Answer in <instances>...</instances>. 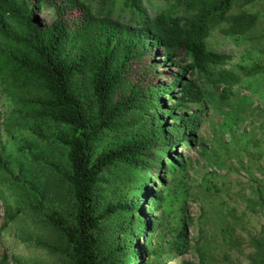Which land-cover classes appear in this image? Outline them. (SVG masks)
<instances>
[{"label":"trees","instance_id":"trees-1","mask_svg":"<svg viewBox=\"0 0 264 264\" xmlns=\"http://www.w3.org/2000/svg\"><path fill=\"white\" fill-rule=\"evenodd\" d=\"M255 1L0 0V80L24 88V102L35 105L33 116L64 130L54 141L65 149L67 170L57 171L73 203L71 218L46 212L47 223L63 244L40 241L39 246L62 254L71 264H113V254L125 252L124 264L139 263L137 239L148 243L162 225L159 221L151 227L155 218L143 217L144 209L161 210L164 200L156 185L163 178L148 171L154 165L158 174L183 171L184 160L174 147L195 144L198 114H175L173 108L180 111L188 102L236 95L231 88L239 77L231 68L219 70L231 55L212 49L209 39L216 31L239 43L259 19L257 12L245 9ZM47 7L54 16L41 26L34 13ZM74 9L75 17L66 15ZM155 52L163 62L153 60ZM164 60L180 63L166 83L157 79ZM236 66L248 76L264 70L259 64ZM186 71L195 78H185ZM201 79L214 89L221 85L216 96ZM172 87L178 96H172ZM164 96L172 100L170 106H165ZM166 116L176 122L169 124ZM106 136L114 137L96 151ZM110 168L118 171L117 181L131 179V187L97 211L96 193ZM253 190L256 198L244 197L250 207L261 199L264 184ZM37 207L43 210L41 204ZM4 213L1 227L15 215L8 206ZM132 214L135 238L100 254L103 225L116 218L128 222ZM184 226L182 221L178 245L165 254L156 246L155 256L185 250ZM249 245V264H264V226Z\"/></svg>","mask_w":264,"mask_h":264},{"label":"rangeland","instance_id":"rangeland-1","mask_svg":"<svg viewBox=\"0 0 264 264\" xmlns=\"http://www.w3.org/2000/svg\"><path fill=\"white\" fill-rule=\"evenodd\" d=\"M245 9L257 12L259 19L239 43L216 31L209 39L212 49L231 55L219 70L231 68L233 76L239 77L231 88L237 91L236 95L223 101L188 102L187 108L180 111L173 108L175 114H198L195 144L174 147L175 154L184 160L183 171L158 174L157 165L148 171L151 177L163 178L162 184L159 180L154 184L164 200L161 210L144 209L143 217L155 218L151 227H157L159 221L162 225L152 233L148 243L137 239L141 255L138 264H249V239L257 236L264 226V193L253 207L244 199L256 198L253 188L261 190L264 184V70L248 76L236 65L264 67V0L255 1ZM66 15L75 17L77 10H69ZM53 16L51 7L34 13L41 26L48 25ZM153 60L163 62V57L155 52ZM163 64L157 79L166 83L172 72L179 71L180 63L164 60ZM183 76L195 78L188 71ZM201 84L213 90L214 96L221 88L218 85L214 89L204 79ZM177 90L172 87L173 97L178 96ZM25 93L24 88L9 87L0 80V264H71L62 254L49 252L37 244L40 241L63 244L56 230L47 223L46 212L55 211L71 218L73 203L57 171L67 170L65 149L54 141L64 130L43 117L33 116L35 105L24 102ZM164 103L170 106L172 100L164 96ZM166 120L169 124L176 122L169 116ZM113 137L103 138L96 151ZM115 170H107L104 183L96 193L97 211L131 187V179L117 181ZM38 203L43 210L37 207ZM7 206L15 215L1 227ZM132 218L133 214L128 222L116 218L103 225L100 254L135 238ZM182 221L186 231L185 250L155 256L156 246L165 254L171 245H178L177 231ZM131 246L134 248V244ZM126 256V252L123 256L113 254V264H124Z\"/></svg>","mask_w":264,"mask_h":264}]
</instances>
